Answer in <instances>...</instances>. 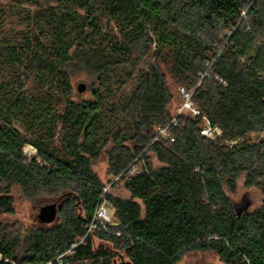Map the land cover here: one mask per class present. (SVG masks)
Instances as JSON below:
<instances>
[{
    "label": "trees",
    "instance_id": "1",
    "mask_svg": "<svg viewBox=\"0 0 264 264\" xmlns=\"http://www.w3.org/2000/svg\"><path fill=\"white\" fill-rule=\"evenodd\" d=\"M170 82L198 114L172 111ZM262 134L264 0H0V264H264ZM241 177L263 202L239 216ZM14 187L56 221H4ZM100 202L113 222L85 237Z\"/></svg>",
    "mask_w": 264,
    "mask_h": 264
},
{
    "label": "rangeland",
    "instance_id": "2",
    "mask_svg": "<svg viewBox=\"0 0 264 264\" xmlns=\"http://www.w3.org/2000/svg\"><path fill=\"white\" fill-rule=\"evenodd\" d=\"M149 63V62H148ZM147 63V64H148ZM80 79V78H79ZM78 79V80H79ZM82 82L79 81L75 83V92L80 96H84L85 98L89 97V92H84L83 94L78 93L77 87L78 84ZM171 90L174 96V102L172 104V111H177L180 107H183L186 102L184 98L181 96V90L177 88L172 82H170ZM189 110V109H186ZM258 137L254 136V139ZM259 138L264 139V134L259 136ZM24 154L28 159H32L37 157V150L32 145H27L24 148ZM37 161L41 162V160L37 157ZM152 163L155 168L159 167L160 164L153 158ZM137 169L140 168V164L134 165ZM95 173L99 176L102 183L108 189L115 181V178L109 174L108 167V159L105 155H103L94 166ZM113 197L127 198L128 192L124 189V182L119 181L116 183L114 187L109 191ZM12 196L15 200V213L11 216L2 217L5 221L10 222V224H15L18 228H22L25 231L34 228L38 225V215L40 213V209L46 205V203L41 202L40 197L37 199H27L25 198L20 189L17 187L12 188ZM230 198L236 202L240 209H243L244 212L252 213L257 210L262 202H263V193L262 190L258 187L247 188L245 186V179L241 177L238 181L237 190L235 193L228 192ZM48 200V199H47ZM50 204V203H49ZM59 206V205H58ZM108 212L111 216V220L113 222V210L109 205H106ZM111 222V223H112ZM97 243V238L95 239ZM119 258H117V263L119 264ZM56 264H70L65 257L59 260ZM178 264H223L221 259L213 252H190L187 253L183 259Z\"/></svg>",
    "mask_w": 264,
    "mask_h": 264
},
{
    "label": "built area",
    "instance_id": "3",
    "mask_svg": "<svg viewBox=\"0 0 264 264\" xmlns=\"http://www.w3.org/2000/svg\"><path fill=\"white\" fill-rule=\"evenodd\" d=\"M181 94L183 95V97L185 99V102H186V104L182 107V110L183 109H189V110H192L194 112V114H198V112L195 109H192V107H191L190 95L188 93H186L184 90H181ZM214 132H218V130L212 131V129L208 127L207 129H205L202 132V134L204 136H207V137H213ZM161 134H167L166 129L162 130ZM138 169L136 167H132V169L129 171L128 176H132L136 172L140 171ZM106 191H107V189H105V192ZM111 222H112L111 216H110V214L108 212V209L106 207V203L105 202H100L98 207H97V209H96V211H95V213H94V216H93V219H92L91 223L87 227V233H86L85 237H87L88 235L92 234L98 228L99 225L105 226L107 224H110ZM83 240L84 239H82V241ZM76 246H77V244H74L72 246V248L70 249V251H68V254H73L74 253V249H75ZM62 258H63V256L58 257L57 258V262L59 260H61ZM49 264H52V263H49Z\"/></svg>",
    "mask_w": 264,
    "mask_h": 264
},
{
    "label": "water",
    "instance_id": "4",
    "mask_svg": "<svg viewBox=\"0 0 264 264\" xmlns=\"http://www.w3.org/2000/svg\"><path fill=\"white\" fill-rule=\"evenodd\" d=\"M87 89V86L84 83H80L77 87V90L80 94L84 93ZM243 209H238V215L240 216L243 213ZM58 215V204L52 203V204H47L43 206L40 209V213L38 215V219L41 223L45 224H53Z\"/></svg>",
    "mask_w": 264,
    "mask_h": 264
},
{
    "label": "crops",
    "instance_id": "5",
    "mask_svg": "<svg viewBox=\"0 0 264 264\" xmlns=\"http://www.w3.org/2000/svg\"><path fill=\"white\" fill-rule=\"evenodd\" d=\"M128 195H129V193H128ZM128 197H129V196H128ZM128 197H127V198H128Z\"/></svg>",
    "mask_w": 264,
    "mask_h": 264
}]
</instances>
